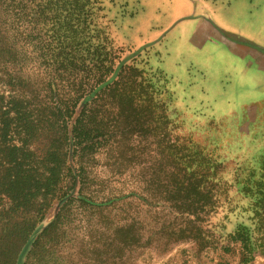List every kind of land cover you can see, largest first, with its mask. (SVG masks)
<instances>
[{
  "label": "trees",
  "instance_id": "1",
  "mask_svg": "<svg viewBox=\"0 0 264 264\" xmlns=\"http://www.w3.org/2000/svg\"><path fill=\"white\" fill-rule=\"evenodd\" d=\"M101 10L102 0H0V264H48L76 214L103 218L135 196L113 193L115 175L102 176L95 162L104 154L111 172L122 166L133 137L152 138L165 153L161 204L172 221L160 230L164 244L205 246L203 227L224 192L218 163L178 135L159 80L121 61L99 25ZM101 236L104 256L92 264H121L149 244L124 217L106 221ZM229 237L240 262H251L258 247L247 229Z\"/></svg>",
  "mask_w": 264,
  "mask_h": 264
},
{
  "label": "rangeland",
  "instance_id": "2",
  "mask_svg": "<svg viewBox=\"0 0 264 264\" xmlns=\"http://www.w3.org/2000/svg\"><path fill=\"white\" fill-rule=\"evenodd\" d=\"M201 3L215 5L211 0H102L98 22L108 42L120 50L122 62L133 61L164 87L167 114L178 135L191 139L218 163L216 178L224 183V192L220 207L203 227L205 246L191 240L164 244L160 230L172 221L162 207L167 205L161 204L165 153L154 139L133 137L124 142L125 149L118 157L123 159L122 166H112L111 172L108 164L113 158L104 154L95 162L102 176L115 175L113 193L133 191L135 196L120 200L103 218L91 211L76 214L64 241L45 257L48 264H92L90 257L101 262L106 221L115 223L121 217L132 220L142 241L149 242L132 248L121 264H264V250H260V245L264 246V100L252 102L254 94L246 89L247 73L228 62L223 57L225 51L190 45L186 31L194 25L187 21L167 31L177 17L202 15ZM159 30L160 34L151 38ZM222 38L236 52L255 51L244 41L227 35ZM75 191L76 187L70 194ZM149 202H154L153 207L145 205ZM58 204L55 201L47 210L39 229L54 217ZM243 227L258 247L249 263L240 262L238 245L229 237Z\"/></svg>",
  "mask_w": 264,
  "mask_h": 264
},
{
  "label": "crops",
  "instance_id": "3",
  "mask_svg": "<svg viewBox=\"0 0 264 264\" xmlns=\"http://www.w3.org/2000/svg\"><path fill=\"white\" fill-rule=\"evenodd\" d=\"M211 1L215 5L200 4L202 15L177 17L169 23L167 31L187 21L194 25L193 29L186 31L190 45L199 50L212 48L217 52L225 51L223 57L228 62L237 67L238 71H246L248 76L246 80L249 82L246 89L254 94L252 102L264 100V0ZM225 2L228 4L227 7L220 6V3ZM159 34L160 30L151 38ZM224 35L248 43L255 51L243 53L234 51L229 42L222 38Z\"/></svg>",
  "mask_w": 264,
  "mask_h": 264
},
{
  "label": "bare ground",
  "instance_id": "4",
  "mask_svg": "<svg viewBox=\"0 0 264 264\" xmlns=\"http://www.w3.org/2000/svg\"><path fill=\"white\" fill-rule=\"evenodd\" d=\"M230 21H231V20H230ZM230 21H229V22H230ZM199 29H200V28H199ZM201 44H202V43H201ZM248 67H249V66H248ZM245 72H246V71H245ZM257 92H258V91H257ZM263 92H264V91H263Z\"/></svg>",
  "mask_w": 264,
  "mask_h": 264
}]
</instances>
